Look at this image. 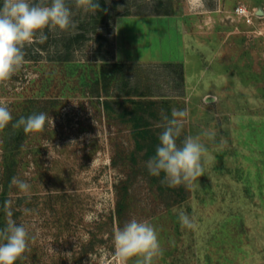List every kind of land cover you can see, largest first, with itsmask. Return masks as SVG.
<instances>
[{
    "label": "rangeland",
    "instance_id": "rangeland-1",
    "mask_svg": "<svg viewBox=\"0 0 264 264\" xmlns=\"http://www.w3.org/2000/svg\"><path fill=\"white\" fill-rule=\"evenodd\" d=\"M98 2L92 12L68 0L75 28L45 29L47 40L26 45L25 63L0 82L13 116L0 129V229L13 220L29 233L16 264H120L114 231L133 218L157 230L153 264H264V0ZM105 60L141 65L130 75L157 101L160 132L174 109L187 113L177 144L200 135L213 157L194 187L149 174L132 122L97 95ZM123 80L111 88L122 101L114 107L130 110L135 102L117 96ZM40 112L53 124L13 128Z\"/></svg>",
    "mask_w": 264,
    "mask_h": 264
},
{
    "label": "clouds",
    "instance_id": "clouds-1",
    "mask_svg": "<svg viewBox=\"0 0 264 264\" xmlns=\"http://www.w3.org/2000/svg\"><path fill=\"white\" fill-rule=\"evenodd\" d=\"M77 8L95 12L99 10L98 0H74ZM73 12L68 0H0V82L8 81L25 63V46L42 44L47 40L45 29L50 33L65 32L75 28ZM34 51H40L38 48ZM185 111L173 110L171 119L164 117L166 123L160 133L159 145L155 155L146 162L149 174L160 176L169 186L185 185L194 187L198 178L204 175L205 165L213 157L201 142L200 135L186 136L180 145L177 138L183 129ZM52 118L40 112L28 117H20L13 128H23L25 133L41 131ZM13 120L7 104L0 102V129ZM203 135L212 138L213 131ZM11 184L22 192H27L30 185L22 179L13 177ZM7 203V202H6ZM178 211L182 226H191L192 220L183 210ZM29 242V233L23 224L9 220L0 229V264H16L25 252ZM115 256L120 264H127L136 257L135 264H153L155 257L162 253L157 230L147 221L129 220L124 226L117 227L113 235Z\"/></svg>",
    "mask_w": 264,
    "mask_h": 264
},
{
    "label": "trees",
    "instance_id": "trees-1",
    "mask_svg": "<svg viewBox=\"0 0 264 264\" xmlns=\"http://www.w3.org/2000/svg\"><path fill=\"white\" fill-rule=\"evenodd\" d=\"M140 66L139 64L120 60H105L96 81L97 95L103 97V105L106 108L119 111L122 116H126L132 122V134L136 142V151L145 152V157H153L159 145L158 137L161 128L156 127L152 119L159 118V111L156 108L157 101L149 99L151 94L147 85H144L142 80L134 81L130 75L131 71L139 70ZM119 77L124 80L120 87L122 91L117 96L135 102V106L130 110L122 106H120L121 110L114 107L115 102L122 105L121 100L116 101L112 98L115 95L111 89ZM122 183H124V188L119 195L116 209V217L120 224L126 210L128 190V181Z\"/></svg>",
    "mask_w": 264,
    "mask_h": 264
},
{
    "label": "built area",
    "instance_id": "built-area-1",
    "mask_svg": "<svg viewBox=\"0 0 264 264\" xmlns=\"http://www.w3.org/2000/svg\"><path fill=\"white\" fill-rule=\"evenodd\" d=\"M240 10H242V12L245 10V8L244 7H242V6H239L238 7V11H240Z\"/></svg>",
    "mask_w": 264,
    "mask_h": 264
}]
</instances>
